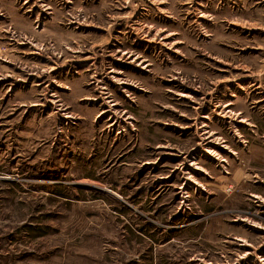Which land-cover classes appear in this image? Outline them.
<instances>
[{
	"label": "rangeland",
	"instance_id": "rangeland-1",
	"mask_svg": "<svg viewBox=\"0 0 264 264\" xmlns=\"http://www.w3.org/2000/svg\"><path fill=\"white\" fill-rule=\"evenodd\" d=\"M0 264H264V0H0Z\"/></svg>",
	"mask_w": 264,
	"mask_h": 264
}]
</instances>
